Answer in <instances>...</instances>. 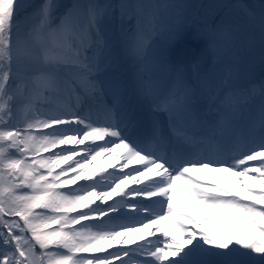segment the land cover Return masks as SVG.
<instances>
[{
    "label": "snow or ice",
    "instance_id": "snow-or-ice-1",
    "mask_svg": "<svg viewBox=\"0 0 264 264\" xmlns=\"http://www.w3.org/2000/svg\"><path fill=\"white\" fill-rule=\"evenodd\" d=\"M0 264H264V0H0Z\"/></svg>",
    "mask_w": 264,
    "mask_h": 264
},
{
    "label": "bare ground",
    "instance_id": "bare-ground-1",
    "mask_svg": "<svg viewBox=\"0 0 264 264\" xmlns=\"http://www.w3.org/2000/svg\"><path fill=\"white\" fill-rule=\"evenodd\" d=\"M260 79H261V74L259 72V69H257V71L254 74V80L258 83ZM116 151H117L116 153H118V151L120 152L119 149H117ZM111 156H112V154L111 155H106L105 157H104V155L98 156V158L96 160V170H95V174L93 176H96L98 173L103 172L105 170L104 168H109L110 166H112L113 164H115L114 163V160L111 158ZM196 175L197 176H201V177H203L206 180H212V179H209L210 176H212V178H214L213 180H217L218 182H220L221 184H223L225 187H229V188L237 187L235 185L234 178L229 179V177H231V174H228L227 180L225 178V181L222 180V175L223 174H220V173H208L206 171H199V172L196 173ZM177 188H178L177 191H179V189H181V191H184L185 190V189H183L181 187H177ZM245 194H247V193H245ZM183 195H185V197L187 198L188 204H191L196 209L199 208L201 210V213L200 214L201 215H205L206 210H202L204 208H200L198 206L199 203L195 199H193L187 192L185 194H183ZM90 198L91 197H88L86 199V201L88 199H90ZM213 215H214V218L221 219L222 220V218L219 217L218 215H216V214H213ZM167 223H169V222H167ZM170 226H171V228L168 227V230L171 231L173 233V235H178L179 229L174 225V223L172 225H170ZM211 227L209 228L210 230H212ZM213 231H214V229H213ZM138 235H139V233H132L131 234V236L133 238H135Z\"/></svg>",
    "mask_w": 264,
    "mask_h": 264
},
{
    "label": "rangeland",
    "instance_id": "rangeland-1",
    "mask_svg": "<svg viewBox=\"0 0 264 264\" xmlns=\"http://www.w3.org/2000/svg\"><path fill=\"white\" fill-rule=\"evenodd\" d=\"M38 2V0H37ZM180 2H183V3H187V4H190V5H197L199 4L200 2H202V0H180ZM246 3H249V4H258L259 3V0H245ZM204 46V42L202 40H197L196 38H194L193 34H192V30H189L188 32H186L182 38V40L178 41L175 48H177L178 50L180 51H199L202 47ZM175 51V50H174ZM87 143V142H86ZM117 152V151H116ZM118 154H119V151L118 153H115V154H112L111 158L114 160V163L113 165H116L120 162L119 158H118ZM106 155H104L105 157ZM98 158V156H97ZM96 158V160H97ZM96 160L93 161L92 163H90V165L88 166V168L86 169V174L89 176V177H93V175L95 174V170H96ZM69 163H71V161H69ZM112 165V166H113ZM62 167L66 166V165H61ZM107 167V166H106ZM111 167V166H110ZM110 167L109 168H104L105 170H110ZM100 174V173H98ZM97 174V175H98ZM211 179V178H210ZM213 179V178H212ZM223 181H225V179H222ZM125 185H121V188H123ZM240 190L241 192H243V189H238ZM175 191V189H174ZM176 193V191H175ZM115 195V194H114ZM92 197L90 199H88L87 201L85 200V203H87L89 200H91ZM187 203V201H185ZM200 208H203L202 206L198 205ZM202 210H205V209H202ZM197 211H199L201 213V210L199 208H197ZM203 216V215H202ZM170 221V220H168ZM168 221H165V225L166 227L168 228H171L170 225L173 224L172 221H170L169 223H167ZM212 225H208V227L210 228ZM212 228V227H211ZM213 230V228H212Z\"/></svg>",
    "mask_w": 264,
    "mask_h": 264
}]
</instances>
